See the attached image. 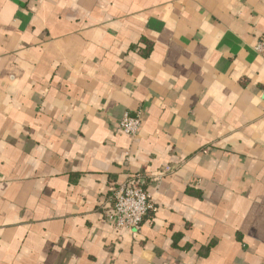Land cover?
Masks as SVG:
<instances>
[{
  "label": "crops",
  "instance_id": "1",
  "mask_svg": "<svg viewBox=\"0 0 264 264\" xmlns=\"http://www.w3.org/2000/svg\"><path fill=\"white\" fill-rule=\"evenodd\" d=\"M261 37L264 0H0V264H264Z\"/></svg>",
  "mask_w": 264,
  "mask_h": 264
},
{
  "label": "built area",
  "instance_id": "2",
  "mask_svg": "<svg viewBox=\"0 0 264 264\" xmlns=\"http://www.w3.org/2000/svg\"><path fill=\"white\" fill-rule=\"evenodd\" d=\"M254 50L264 58V37H261ZM117 129L129 136H134L141 125L140 113H124L116 123ZM148 175L134 172L123 181H116L109 187L103 206L102 221L115 231L127 230L138 232L144 218L154 213L156 205L152 193L146 188Z\"/></svg>",
  "mask_w": 264,
  "mask_h": 264
}]
</instances>
